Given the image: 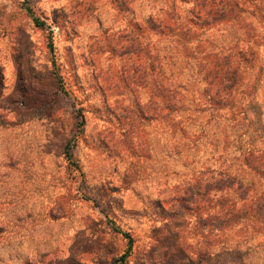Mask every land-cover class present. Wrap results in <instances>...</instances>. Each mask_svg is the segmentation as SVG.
Instances as JSON below:
<instances>
[{"label": "rangeland", "instance_id": "obj_1", "mask_svg": "<svg viewBox=\"0 0 264 264\" xmlns=\"http://www.w3.org/2000/svg\"><path fill=\"white\" fill-rule=\"evenodd\" d=\"M26 2L0 0V264H264V223L201 195L264 187V0Z\"/></svg>", "mask_w": 264, "mask_h": 264}, {"label": "trees", "instance_id": "obj_2", "mask_svg": "<svg viewBox=\"0 0 264 264\" xmlns=\"http://www.w3.org/2000/svg\"><path fill=\"white\" fill-rule=\"evenodd\" d=\"M27 12L32 15V10L28 7L26 0H24ZM35 19V18H34ZM37 19V18H36ZM35 19V22L38 25H43L42 22H39ZM221 180V179H219ZM229 184H225V186H219L218 183L220 181H216L215 188L219 190V195L216 194V199L213 201L210 196V189L213 187L212 182L206 181V185L204 186L203 192L201 193L202 196L207 197L206 203L204 204V209L206 211V218L210 222H218L219 227L225 228L226 226L233 225L238 219L246 218L251 220L252 218L258 222L264 223V187L262 190L257 193L249 194L248 188L249 186L245 185L243 182L238 181L237 187L233 188L235 181L230 177L227 176L224 180ZM223 188L227 190H231V194L227 193L221 195V191ZM199 189L194 190V186H188L186 188V194L189 197H194V192L198 193ZM237 200L241 201L237 204ZM213 202V203H212ZM217 208V210H216ZM206 220V221H207ZM217 224V223H216ZM125 237L129 238L127 233H123ZM131 248V240L129 239V249ZM127 253L121 255L119 258L114 260L110 264H118V262L125 261V256Z\"/></svg>", "mask_w": 264, "mask_h": 264}]
</instances>
